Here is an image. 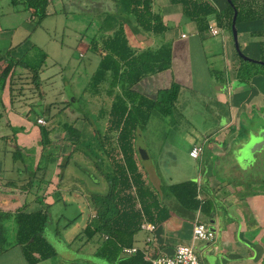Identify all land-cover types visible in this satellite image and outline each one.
Returning <instances> with one entry per match:
<instances>
[{
    "label": "crops",
    "instance_id": "crops-1",
    "mask_svg": "<svg viewBox=\"0 0 264 264\" xmlns=\"http://www.w3.org/2000/svg\"><path fill=\"white\" fill-rule=\"evenodd\" d=\"M94 1L49 0L45 17L57 14L74 15V12L85 16L82 20L86 24L85 27L78 32L73 31L71 45L75 47L88 30L87 25H90L86 14H94L98 9L91 11L95 4L93 7L90 5L95 3ZM110 1L106 7L112 12V26L114 28L119 22L122 23L127 43L135 53L143 50L153 51L163 46L170 50L168 68L146 74L131 86L134 92L148 99H154L158 91L172 83L179 87L171 112L166 115L154 113L146 124L152 117L159 118L163 123V120L171 117L173 122L181 121L187 113L194 115L196 110L200 114L192 124L193 132L186 135L187 156L195 161V168L190 170L191 175L172 181V173H168L165 166H159L158 161H178L176 149H173L168 140L162 146V142L157 141L155 148L148 147L141 134L135 142L140 168L146 180L157 191L162 184L188 179L195 181L198 189L197 199L201 201V205L204 201L208 203L204 204L203 208L200 206L194 211H187L170 197L167 199L163 196L170 207L168 217L155 224L142 220L140 225L152 223L154 229L143 230L139 225L131 246L137 248L142 259L145 254L171 255L177 244L191 243L201 264H264V170L257 161L258 157L261 158V154H264V144L257 151L252 150V141L249 140L250 136L257 135L261 129L264 130V123L259 122L264 114V75L238 57L230 27H220L214 13L206 16L207 29L199 31L196 23L183 15L179 3L151 0L150 10L160 17L164 26L162 32L151 33L141 29L132 15L118 13L115 1ZM208 1L217 11H222L227 5L225 0ZM0 2V54L8 51L16 59L21 56L30 58L31 49L35 45L46 46V41L37 43L35 40L40 39L32 38L36 29L41 26L34 28L29 13L22 10L20 4L14 6L10 0ZM209 25L216 27L218 34L211 35ZM91 26L92 31L97 28L94 21ZM49 27L52 29L51 25ZM235 27L240 51L251 59H259L260 43L264 41V19L242 21L236 23ZM60 28L64 29L63 26ZM94 60L91 59L92 63ZM44 63L43 70L39 72L41 81L52 78L51 73L50 77H47L49 74ZM83 63L88 65L86 61ZM46 73L48 75L44 77ZM28 76L25 69L14 67L10 78L7 76L3 87H0V264H29L23 257L20 246L14 243L13 214L19 209L32 212L43 209L45 205L50 207L54 201L49 200L48 196L58 191V184H54L52 189L44 187L41 183L31 189H21L10 184L13 180L6 179L13 175L12 172L15 175L20 173L14 164L7 162V147L29 141L31 136L37 139L32 126L35 118L33 120L30 116L31 112L39 110L37 107H45L51 103L50 112L55 106V103L46 99L44 90H40L41 95L33 89L28 90V94L24 93L22 88ZM59 100L64 101L62 98ZM63 105L64 102L61 106ZM65 111L69 112L68 108H65ZM36 117L43 118V115L38 114ZM160 126V123L155 125ZM15 127H23L27 133L20 136V132L14 131ZM194 145L200 146L196 158L188 154ZM237 160L241 164L238 165ZM177 166H180L178 162ZM15 191L24 193L22 199L14 193ZM56 199L58 197H55V201ZM196 221L204 223L212 230L211 240H191V228ZM52 223L51 217L50 226ZM50 226L46 230L52 240H48L46 234L44 238L54 250V256L39 259L33 264H100L98 261L86 259L95 257V247L89 248L85 253L82 247L71 248L64 242L62 249L56 251L54 245L59 239L56 233L50 232ZM80 233L78 232L76 237ZM146 238L149 240H145ZM120 256L124 255L120 253Z\"/></svg>",
    "mask_w": 264,
    "mask_h": 264
},
{
    "label": "trees",
    "instance_id": "trees-1",
    "mask_svg": "<svg viewBox=\"0 0 264 264\" xmlns=\"http://www.w3.org/2000/svg\"><path fill=\"white\" fill-rule=\"evenodd\" d=\"M114 1L118 13L132 15L141 29L151 33H160L164 30L160 17L150 10L151 0ZM170 1L181 5L183 15L194 21L199 31L207 29L206 16L212 13L215 14L220 27L225 26L229 29L232 9L228 4L222 11H217L208 0ZM230 1L237 11L235 24L242 21L264 19V0ZM48 2L49 0H10L12 5L20 4L22 10L29 13L34 28L46 16ZM91 14L86 17L89 18L88 23H90L87 27L91 26L93 17L99 16L100 20L94 21L97 28L89 35H86L85 31L74 49L77 52V58L80 59L90 52V56L87 55L84 60L87 63V60L90 59V62L87 63V68L90 69L88 81L82 87L81 93L89 91L90 96L101 97L102 91L109 99L108 107L99 106L95 116L98 123L102 118L105 119L103 130L101 131L99 126L94 124L88 112L79 110L78 98L71 97V100H68L67 97L64 101L58 100V103L64 102L63 109L68 108L69 113L74 112L76 115L81 111L84 121L92 125L90 138L93 139L96 148L101 150L108 159L110 168L108 172L103 173L100 167V156L93 148L89 151L88 154L93 156L92 159L89 155L90 160L103 179L106 189L102 194H89L95 214L92 220L89 216L87 217L80 234L84 237V242L93 241L96 243L93 255L104 259L108 264H148L142 259L139 251L129 256H120V252L123 247L132 245L134 235L139 230L142 220L155 224L168 217L170 207L163 196L167 199L170 197L187 211H194L200 206L203 208L204 204L208 203L204 201L205 203L201 205V201L196 197L197 184L191 179L162 184L157 191L146 180L140 168V158L136 155V139L145 128L149 117L154 113L169 114L179 87L172 83L169 87L158 91V95L154 99H148L134 92L131 86L146 74L168 68L170 65L169 48L163 46L153 51L143 50L135 53L127 43L122 23L119 22L118 26L113 28L112 12L103 13L98 10L93 14H96L95 16H91ZM259 55V59L264 62V41L260 43ZM34 59L29 60L25 56L16 59L8 51L0 54V87H3L7 76L10 78L13 68L19 67L25 69L29 74V82L41 95L39 72L43 70L45 52L41 50L39 58ZM91 59L96 60L92 68ZM83 65L86 64L82 63ZM249 65L254 66L257 72L264 75V69H260V67L264 68V65L253 62H250ZM50 105L51 103L45 107L43 105L39 107L41 109L38 111L45 117L43 119L47 120L43 125L37 124L34 120L37 127L36 136L40 156L52 143L49 134L56 127L50 124L48 117L46 118ZM37 115H35V119ZM59 125L61 131L65 130L74 139L72 150L80 153L81 150L76 144L82 141H80V135L83 134L82 129L67 121L60 122ZM21 128L23 127L13 129L15 132L21 133ZM83 146L85 150L88 149V144ZM24 148H26L25 144H14L11 148L7 147L5 155L9 157L10 164H14L19 170L18 175L22 173L26 175L23 184L17 185L16 181L10 184L17 185L21 189H31L43 181L37 176V172L40 169L44 171L46 167L39 164V159L32 165L30 155L24 153ZM70 157L67 155V158L70 159ZM65 165L59 164L60 167ZM50 218L47 205L43 209L32 212L19 209L13 214L14 243L20 246L23 257L29 264L54 256V250L45 240L43 232L47 226H50ZM72 220L70 219L65 225L72 223ZM54 232L58 233V229L55 228Z\"/></svg>",
    "mask_w": 264,
    "mask_h": 264
},
{
    "label": "rangeland",
    "instance_id": "rangeland-1",
    "mask_svg": "<svg viewBox=\"0 0 264 264\" xmlns=\"http://www.w3.org/2000/svg\"><path fill=\"white\" fill-rule=\"evenodd\" d=\"M94 2L95 3L90 5V7H93L95 4L91 11H93L95 8H98L97 11H94L95 13H97L98 10L103 13H110V8L106 7L107 4L109 5V3H111L110 0H95ZM0 3L2 4V2ZM74 13V15L68 16H60L57 14L47 16V18L44 17L39 24L41 28H37L34 37L32 36L34 40L36 37L40 39L35 40L37 43L46 41V46L38 47L35 45V47L31 49L32 55H30L29 60H35L34 58L38 59L41 50L47 53V58L45 59L44 64L46 71L48 70L47 73L49 76H47L48 74L46 73L44 74V77H50L51 73L52 78L42 80L39 84V89L45 91L47 100H51L53 103H55V106L52 107V110L49 112V114H46V118L48 117L50 124L56 127L49 134L52 139V143L46 147V150L41 153V156L39 155L38 151L39 145L37 139H34L33 136L28 138L29 141L25 140L26 142H23L22 144H25L26 146L23 151L24 153H28L30 155L29 157L32 165L36 162V160L39 159V164L43 166L45 165L46 167L44 171L40 169L37 172V176L43 179V182L39 183L43 184L44 187L47 186L50 189L54 188V184H58L57 189L59 191L53 192L48 196L49 200L52 202L54 201L49 207V212L53 221L50 226V232L53 234L55 233L54 229H58V233L56 234L59 241L54 245L56 246V251H60L62 249L61 246H63L65 242L68 243L71 248L82 247L83 252L86 253L89 248L93 249L96 243L93 241L84 242V237L81 234L76 237V234L82 230L87 217L89 216L92 220L95 214V211L92 209V202L89 199V194H102L106 189L103 179L100 177L97 169L93 165L92 160H90V154H88L89 151L93 148L95 149L96 154L100 156V167L103 173H106V171L108 172L110 168L108 159L104 156L101 150L96 148L93 139L90 138L92 125L89 124V122L84 121L81 111L88 112L89 115H91V119L93 120L94 124L98 125L102 131L105 125V119L102 118L98 123L96 122L97 120L95 116L99 106H103L104 108L108 107L109 99H107L102 91L101 97L90 96L91 94L89 91L81 93L82 87L88 81L90 71L86 65L82 66V63L87 55L90 56V52H87V54L85 53L86 56L84 58H77V52L75 51L74 46L71 45L73 31L78 32L82 30L83 26L85 27L86 25L84 22H82L85 16L81 15L79 12ZM84 13L86 14V12ZM95 15L91 14V16ZM98 20H100L99 16L93 17V21L97 22ZM50 25L52 26V29H50ZM60 26H63L64 29L62 30ZM67 26H69V28ZM92 30V27H89L86 31V35H89ZM95 62L96 60H94L93 64H91V68L94 66ZM260 69L264 68L260 67ZM29 81L30 80L28 77L27 82L23 84L25 86L22 88L24 93L27 94L31 89L35 90L34 85ZM67 97L68 100H71V97H73V99L74 97L75 99L78 98L77 103L79 110L81 111L76 114L77 116L74 114V112H64V105L61 106L62 103H58L60 98L66 100ZM5 99V104H7V98ZM101 101L103 103H100ZM37 108L41 109L39 107ZM36 111L37 112H31L30 114L33 120L36 114H40V111ZM199 115L200 114L196 110L194 115L187 113V115H185V118L187 119L183 118L181 121L173 122V117H171L169 118L170 120H163V123L162 121H159V118L152 117V120L148 122V124L145 125V128L141 131V135L144 137L145 145L148 147L155 148L157 141L162 142V146L168 140L169 144L173 145V149H176L175 154L176 157L178 156V161H173L172 159H160L158 161V164H160L159 166H165L169 171L168 173H172V181L180 180L179 178L185 179L188 177V174H192L191 171H193V168H195V161L191 160L186 153V135L193 132L194 127H192V124L196 119L199 118ZM185 120H187V122ZM46 121L47 120H45V122ZM64 121L70 122L73 126L82 129L83 134L80 135V141H82L76 144L81 150L80 153L72 150L74 147V139L69 136L65 130L61 131L59 124L60 122ZM259 122L264 123V114L261 115V120ZM158 123H160L161 126L155 127V125ZM29 125L31 126V122H29ZM199 125L201 126V124ZM32 126L36 132V125L32 123ZM29 132L30 131H28V133ZM25 133H27V131L25 132V129L21 128L22 135L20 136H23ZM85 144H88L87 150H85L83 146ZM11 147L12 146L9 148ZM141 152L143 153V151ZM67 155L71 156L70 159L67 158ZM163 155L167 156V154ZM92 157L93 156H91V158ZM257 161H259V164L262 166V170H264V154H261V158L258 157ZM7 162H10V159H8ZM177 162L180 165L179 167L177 166ZM237 163L238 165L241 164V162L238 160ZM59 164L66 165L64 167H60ZM255 170L257 171L258 168H255ZM11 174L13 175H9V177L6 179L16 181L17 185L24 183L26 178L24 173L21 175H17V173L15 175L14 172H12ZM14 193L20 195V199H22L24 194L19 191H15ZM54 196L58 197L56 201ZM70 219H73L72 223L65 225V223H67ZM56 221H58V223ZM46 229H49V226H47L43 232L46 234V238L51 241L52 238ZM86 259L89 261H98L100 264H108L104 259L99 257L90 256V258L88 257Z\"/></svg>",
    "mask_w": 264,
    "mask_h": 264
},
{
    "label": "built area",
    "instance_id": "built-area-1",
    "mask_svg": "<svg viewBox=\"0 0 264 264\" xmlns=\"http://www.w3.org/2000/svg\"><path fill=\"white\" fill-rule=\"evenodd\" d=\"M208 30L211 35L218 34L219 30L214 26H208ZM37 124L43 125L45 120L41 117L35 119ZM200 152V146L194 145L188 151V154L192 158H196ZM140 228L143 230L151 231L154 229L152 223H142ZM213 237V232L204 223L196 221L193 223L191 228V240H211ZM145 240H149L146 238ZM137 251L135 246L123 247L121 249V255L127 256L134 254ZM143 259L148 264H201L195 255L191 243L177 244L174 247L173 253L171 255L166 254H145Z\"/></svg>",
    "mask_w": 264,
    "mask_h": 264
},
{
    "label": "water",
    "instance_id": "water-1",
    "mask_svg": "<svg viewBox=\"0 0 264 264\" xmlns=\"http://www.w3.org/2000/svg\"><path fill=\"white\" fill-rule=\"evenodd\" d=\"M226 3L231 7L232 9V13H231V17H230V33H231V37H232V41H233V45H234V49L236 54L238 55V57L244 61H250L253 63H257L260 65H264V62L259 60V59H251L247 56H245L239 49L238 44H237V35H236V27H235V19H236V8L233 6V4L231 3L230 0H225ZM249 140H251V144H250V148L252 150H259L262 145L264 144V130H259L257 135L255 136H250ZM210 229V228H209Z\"/></svg>",
    "mask_w": 264,
    "mask_h": 264
}]
</instances>
